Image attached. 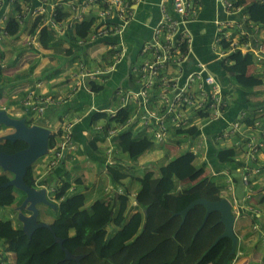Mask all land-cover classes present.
I'll use <instances>...</instances> for the list:
<instances>
[{
  "label": "trees",
  "instance_id": "1",
  "mask_svg": "<svg viewBox=\"0 0 264 264\" xmlns=\"http://www.w3.org/2000/svg\"><path fill=\"white\" fill-rule=\"evenodd\" d=\"M70 1L68 0V4ZM230 1L233 3V9L243 8V3L240 0ZM62 4L64 3L59 1L56 6V18L59 22H66L65 20L69 16L63 11ZM245 8L244 12L248 18L246 23L249 26L244 27L250 32L257 30L259 34L261 31L263 33L264 1H251ZM21 10L20 1L8 3L7 19L3 23L9 36H17V39L23 30L28 36L39 30L38 40L41 47L52 49L55 57L58 54L76 55L73 62L82 57L74 49L80 39H88L94 27V17L83 18L81 21L75 22L72 28L67 29L64 36L70 45L66 48L61 44L65 40L58 39L54 27L39 28L41 16L36 18L28 16L25 22L20 24L17 14L21 13ZM31 20L33 23L29 29L27 24ZM233 29L227 28L226 31H233ZM233 34H235L234 31ZM22 44V51H27L28 46L24 42ZM230 45V40H220L219 46L223 50H228ZM184 48L186 46H183ZM110 51L112 56L116 52L113 49ZM39 54L40 51L33 58L35 61L30 66L29 71L22 72L13 79L4 74V68L0 63V98L3 97V90L10 81L15 83L21 80L29 81L33 78L36 74L34 69ZM111 62H114L113 57ZM263 63L264 60L258 61L253 53H243L238 49L229 53L223 60V66L233 77L236 86L249 92L264 86ZM250 66H258L257 72L250 73ZM78 68L79 64L76 65V69L70 75L74 84L73 74L82 71ZM58 73L59 71H53V69L48 71V68H45L40 77L50 78ZM133 77L135 78L136 75L133 74ZM84 79H87L91 91L99 92L104 89V85L97 83V80L90 81L85 77ZM74 84L72 91L76 93L83 85L76 86L75 84L76 87L74 88ZM125 93L123 91L121 97ZM18 103L19 100L17 99L16 104H12L18 105ZM121 106L122 103L115 108ZM258 107L262 108L264 113V101H249L250 109L255 110ZM136 109V104L130 102L118 110L114 117L108 111L95 112L91 117V126L98 122L102 123V121L105 123L101 131H96L98 135L92 140L91 145L93 143L96 145L97 140H104L103 136L108 127L124 126L128 117ZM47 112L45 116L37 118L39 119L38 122L35 121L36 117L32 112H24L23 116L26 117V123L29 126L45 124V118L48 119ZM205 115L204 112L200 113L201 117H205ZM248 123L252 124V121L249 120ZM4 128H6L5 125H0V151L15 153L27 147V143L22 140L13 142L3 139L1 132ZM175 131L173 136L181 134V132ZM196 131L197 127H192L184 133L193 136ZM135 132L132 128H126L112 137L113 147L127 153L133 160L150 150L155 144L153 133H148L146 129H143L141 130L143 135L137 136ZM61 133L62 130L50 135L49 148L55 145V138H60ZM213 141L217 143L215 139ZM94 144L92 145L93 148L97 149ZM227 144L222 142L221 146L219 145L215 149L217 163L233 164L235 162L236 147L225 146ZM166 155L169 157L168 161L158 167L157 172L145 170L141 175L136 176L138 183L137 207L130 206L129 189L125 183V180L134 172L130 163L128 165L117 163L106 166L113 184H124L127 194L118 197V203L115 198L107 201L98 198L90 206L86 204V196L83 192L71 190L73 183L69 173L66 172L57 177L55 182L50 185L47 179L49 175L38 181L33 163L27 168L24 180L30 187L37 188L41 185L51 187L48 197L53 200L57 207V217L49 223L50 228L39 227L31 236L24 232L22 225L16 227L10 219H0V249L3 252H13L14 259L11 264H223L231 251L232 240L228 237L221 238L210 248L216 238L224 231V224L220 222L221 214L218 211L211 212L204 226L198 231L206 214V207L198 204L191 208L183 223L179 212L193 200L199 198L210 201L220 200L223 197L221 191L225 187V183L218 176H203L207 162L203 165L195 163V154L190 150L179 151L173 156L167 152ZM8 173L0 166V208L15 203V191L17 190L22 193L19 204L26 197L24 191L15 186H3L11 179ZM261 188L264 189V186L262 185ZM261 202H264V195L258 199V203ZM131 208H135V210L130 214ZM22 212L25 211L22 210ZM38 221L43 222L39 217ZM144 224L146 225L144 226ZM54 234L58 240H55ZM59 239H62V243L59 242ZM66 251L72 256L82 257L79 261L67 258ZM234 256L235 254L229 257L228 264H231ZM1 260L3 264H7V258Z\"/></svg>",
  "mask_w": 264,
  "mask_h": 264
},
{
  "label": "crops",
  "instance_id": "2",
  "mask_svg": "<svg viewBox=\"0 0 264 264\" xmlns=\"http://www.w3.org/2000/svg\"><path fill=\"white\" fill-rule=\"evenodd\" d=\"M162 1L140 0L134 5V18L126 23L122 33L103 35L94 42L78 43L74 51L79 52L82 57L76 62H73L76 55L58 54L55 57L52 49L42 48L39 54L40 63L38 62L39 65L34 69L36 74L31 78L30 85H28V80H21L15 83L10 81L5 87L3 97L0 99V108L13 105L12 103L16 104V100L23 96L24 89L38 84L40 85V92L64 100L62 104L56 105L59 107H50L47 110L48 119L45 118V124L38 125L50 128L51 131L53 130L52 133H58L61 132L65 124L71 123L73 132L71 144L73 146L66 153L64 161L55 167L50 168L47 164L48 168L42 169L41 164H36L34 170L38 181L49 175L47 179L52 185L57 177L67 172L71 176L72 189L85 194L87 205H92L93 201L98 198L106 201L115 198L118 203L116 184H113L110 179L105 165L108 141L97 140L96 145L93 143L95 147L97 146V149L93 148V144L91 145L92 140L98 134L93 125L91 126V117L100 110L101 112L108 111L110 113L111 110H116L115 107L122 103L123 91L127 92L137 88L136 77L134 78L133 74L131 76L130 69L133 66L140 65L144 60V57L140 54V49L147 40H150L154 26L161 18L160 3ZM240 1L243 3L241 11L229 15L222 6L221 0H200V8L196 18L186 26L191 36V43L189 55L184 61V75L181 77V82H184L186 74L196 68L198 61L206 63L207 71L215 76L223 91L233 97V104L226 111L225 117L210 122L196 119L195 124L198 129L193 136H188L186 133L173 136L176 131L171 130L166 142H155L149 151L140 155L136 160H129L128 154L123 152L118 156L121 160L124 158V165L129 163L132 165L135 175L137 172L140 173L138 175H141L147 169V164L158 163L159 161H161V164L158 167L165 164L169 159L166 155L167 152L170 156H173L179 151L194 149L197 154L195 163L203 165L207 162L203 176L221 177L225 183L221 195L232 201L233 213L236 216L234 228L239 238L235 251L236 261H238V264H264V202L258 203V196L262 197L264 195V189L261 188L262 185L264 186V152L260 157L262 172L253 175L251 188L256 189V191L252 193L250 198L241 176V170L245 167V163L243 161H237L233 164L217 163L215 149L219 144L212 141V138L228 122L239 116L242 111L250 113L249 101H264V99L258 97L261 87L249 92L236 86L233 77L223 66L224 59L220 58L218 53L220 50L217 48L219 24L229 18H240L246 9V5L252 0ZM31 2L33 5L40 3L39 0H31ZM61 2L64 3L62 4L64 10H62L69 16L65 20L66 23H68V19L69 22H74L68 0H62ZM166 3L171 7V0H166ZM98 9L99 6L91 5L84 16L76 22L81 21L83 18L94 17V27L101 25L102 21L98 16ZM32 23L31 20L27 24L29 28ZM24 35H27V33L23 30L17 39H15L17 36L5 38L0 42V52H5L6 44L16 46L15 43H17L22 47V42L25 40ZM64 35L57 33L58 39L65 40L61 42L62 46L68 48L70 44ZM113 45H117V47L112 48ZM112 49L116 51L113 56L110 51ZM116 53L120 58L112 63V57L115 61ZM18 56L19 53L12 54L7 62L11 63ZM80 61L85 62L91 70L102 69L107 71V74L101 76V82H97L104 85L103 90L99 92L91 91L88 87V81L85 79L86 85L73 93L74 83L70 75ZM0 62L4 67V74L10 79L22 73L20 70L7 69L2 63V54H0ZM252 67L257 68L258 66H250L249 72H251ZM45 68H48V71H52V69L53 71H59V73L50 78H41L37 73L40 72L41 74ZM33 83L34 85H32ZM102 123L104 124L105 121H102ZM135 133L137 136L143 135L140 130ZM241 154V151L237 152V157L242 160ZM133 173L125 180L129 189L128 195L131 194L129 196L136 195L133 190L136 191L138 187L137 183H132V180L136 181ZM40 187H46L47 191L51 189L46 185ZM240 188H242V195L238 194ZM130 200V206L137 207L136 201L133 202L134 197H130ZM253 206H257L260 212H254L252 210ZM54 208L57 209V207ZM247 208H249L248 211Z\"/></svg>",
  "mask_w": 264,
  "mask_h": 264
},
{
  "label": "built area",
  "instance_id": "3",
  "mask_svg": "<svg viewBox=\"0 0 264 264\" xmlns=\"http://www.w3.org/2000/svg\"><path fill=\"white\" fill-rule=\"evenodd\" d=\"M15 1L0 0V42L9 37L3 22L7 19L8 3ZM17 1L21 2L22 9V12L17 14L20 24H23L28 16L33 18L41 16L39 28L54 27L58 34H66L67 29L72 28L91 5L99 6L98 16L102 24L93 28L87 40H79L80 44H85L94 42L103 35L122 33L126 23L134 18L133 7L139 0H71L69 5L74 22L68 23L59 22L56 18V6L62 0H39L38 5H33L31 0ZM221 2L226 12H235L230 0H221ZM199 8L200 0H171V7L166 0L160 3L161 18L154 26L150 40H147L140 50L144 60L140 65L133 67L137 89L125 93L122 97V106L111 110V116L114 117L118 110L130 102L136 104L137 109L128 117L124 126L108 127L105 130L107 139H112L126 128H140L153 133L157 142H164L171 130H186L192 127L193 118L200 119L201 112L206 113L203 118L209 120L225 117L224 113L232 103L231 95L224 92L215 76L207 71L206 63L198 61L196 68L186 74L184 82H181V77L184 75V61L189 55L191 43V36L186 26L195 19ZM246 19V16L242 15L238 20L228 19L220 23L221 35L217 43H220L221 39H227L231 41V45L228 50L220 49L219 51L223 53L219 57H224L238 49L243 53H253L258 61L264 60V34L260 36L262 31L259 34L257 30L254 32L247 30L244 27L249 26ZM227 28H235V34L231 30L226 31ZM38 32L27 36L24 40V44L28 46L25 53L29 58H35L37 52L42 50ZM183 46L186 48L183 49ZM111 47L116 48L117 45ZM78 69L82 71L74 73L72 77L76 86L84 85V77L98 80L100 75L107 74V71L89 69L84 62L79 63ZM262 71L264 74V63ZM39 88L38 84L36 87L26 89V94L21 100L23 113L32 112L37 117H42L49 107L63 103V99L44 95ZM10 110L15 111L16 107H11ZM255 111L257 115L253 117L252 124L247 121V113L242 111L240 116L228 122L216 137L217 141L231 143L244 155L242 160L245 167L241 170V176L250 198L252 177L261 172L259 160L264 150V113L260 107ZM101 128L103 129V124L97 126L100 131ZM71 137L72 125L66 124L63 127L61 140L50 149L51 166L57 165L62 160ZM192 151L196 152L194 149ZM107 152L109 164H114L117 155L121 153L112 145ZM236 161L241 159L236 157ZM115 189L120 195L125 193L124 184H116ZM252 210L259 212L256 208ZM11 257V252H3L0 249V264H3L2 258H7V264H11L13 262Z\"/></svg>",
  "mask_w": 264,
  "mask_h": 264
},
{
  "label": "water",
  "instance_id": "4",
  "mask_svg": "<svg viewBox=\"0 0 264 264\" xmlns=\"http://www.w3.org/2000/svg\"><path fill=\"white\" fill-rule=\"evenodd\" d=\"M1 124L14 129L13 132L3 135V139L13 142L22 140L27 143L26 148L15 153L0 151V166L5 171H9L14 175L13 178L4 183L3 186H15L23 190L26 194V197L19 209L22 210L26 207L32 212V214L27 215L23 212H20L19 217L23 223L22 228L24 232L28 236H31L33 232L39 227L46 226L50 228L49 223L38 221L39 211L36 205L38 203H45L52 207H56L55 203L49 199L47 195V189L45 187L40 189L30 187L24 180L27 168L32 165L39 157L47 153L51 130L47 127L36 124L29 126L26 123V118L11 117L5 109H0V125ZM134 198L136 203H138L137 197L135 196ZM198 204L204 205L206 207V214L200 227L198 228V231L204 226L211 212L218 211L221 214L220 222L224 224V231L216 238L210 248H212L221 238H230L232 240V248L223 262V264H228L229 257L235 253L239 240L234 228L236 217L232 210V204L226 197L221 198L218 201H210L205 198L193 200L191 203H189V205L179 212V214L182 216V223L185 221L189 210ZM145 225L146 224H144V226ZM54 236L55 240H58V237L55 234ZM59 242L62 243V239H59ZM66 257L79 261L82 256H72L66 251Z\"/></svg>",
  "mask_w": 264,
  "mask_h": 264
},
{
  "label": "rangeland",
  "instance_id": "5",
  "mask_svg": "<svg viewBox=\"0 0 264 264\" xmlns=\"http://www.w3.org/2000/svg\"><path fill=\"white\" fill-rule=\"evenodd\" d=\"M30 29V28H29ZM264 34L261 33L260 36H262ZM28 35H24V38H26ZM16 39V38H15ZM14 39V40H15ZM13 41V40H12ZM16 46H14L13 44H10V45H5V52L1 53L2 54V63H4V65L6 66L7 69H14V70H17V71H22V72H26V71H29L30 69V66L32 65V63L35 61L33 58H29V56L26 55L25 51L23 50L22 51V47L21 45L15 43ZM21 50V51H20ZM18 54L19 53V56L16 57L11 63H8V59L11 57L12 54ZM219 55L223 53V51H219L218 52ZM40 63V59H38L37 61V65H39ZM1 63V62H0ZM203 63V62H202ZM253 72H257V69L255 67H252V70L250 73H253ZM19 73V72H18ZM37 75H40V72L37 73ZM30 79V77H29ZM30 82L31 80L28 81V85H30ZM260 94H258V97H261V99H264V86L261 87L260 89ZM15 116V117H14ZM12 117L14 118H22L24 117L23 116V111L19 114L16 115H12ZM38 117L35 118V121L38 122L39 119H37ZM34 125V124H33ZM50 129V128H49ZM11 131H14L13 128H10V127H7V128H4L3 131L1 132V135H5V134H8L9 132ZM53 131V130H52ZM51 131V132H52ZM54 133V132H53ZM169 137V136H168ZM167 137V139H168ZM197 155V154H196ZM195 155V157H196ZM242 157H244L243 154H241ZM157 160V159H156ZM243 161V160H241ZM36 164H41L42 166V169H45V168H48L47 166V163H46V160H45V157H41L39 159H37L35 162H34V166ZM161 164V161H159L158 163H150V164H147V169L146 170H153L154 172H157L158 170V165ZM145 171V170H144ZM143 171V172H144ZM142 172V173H143ZM135 173H136V170H135ZM134 174V173H133ZM140 174V173H136L135 177ZM8 176L11 178L13 177V174L11 173H8ZM262 178H263V175H262ZM130 181V180H129ZM132 183L136 184L137 181H133L132 180ZM133 184V185H134ZM130 186H132V184H130ZM137 186H138V183H137ZM138 188V187H137ZM137 191V189H136ZM136 191L133 190V192L135 193ZM238 194L242 195V188H240V190L238 191ZM15 195H16V201L14 204H12L11 206H6V207H1L0 208V219H10L13 224L16 226V227H19L21 226L23 223L19 217V214L20 212H22V210L24 209H27V208H24L20 211V204L19 202L21 201L22 199V193L17 190L15 191ZM261 196H258V198H260ZM135 202V199L134 201ZM262 203V202H261ZM130 204H131V201H130ZM264 205V204H263ZM37 209L39 211L38 213V217L40 220H42L43 222L47 223L48 221H52L54 218L57 217V214H58V210L50 205H47L45 203H38L37 205ZM135 210V208H131V212L130 214ZM26 213H27V210H24ZM129 214V215H130ZM232 264L235 263V264H238V261H236V258L234 256V258L232 259Z\"/></svg>",
  "mask_w": 264,
  "mask_h": 264
},
{
  "label": "clouds",
  "instance_id": "6",
  "mask_svg": "<svg viewBox=\"0 0 264 264\" xmlns=\"http://www.w3.org/2000/svg\"><path fill=\"white\" fill-rule=\"evenodd\" d=\"M140 1V0H139ZM138 1V2H139ZM252 1H254V0H252ZM138 2H136L135 3V5L138 3ZM133 10H134V12H135V9H134V7H133ZM226 11V10H225ZM239 11H241V7L240 8H238L237 9V11L235 10V12H232L233 14H235V13H237V12H239ZM228 13V12H227ZM232 13H228L229 15L230 14H232ZM242 15H245L246 16V18H247V15H246V13L244 12ZM241 15V16H242ZM241 18V17H240ZM240 18H238V19H240ZM229 19H231V18H229ZM238 19H236V20H238ZM248 19V18H247ZM246 19V20H247ZM194 20V19H193ZM192 20V21H193ZM228 20V19H227ZM231 20H235V19H231ZM220 25V24H219ZM233 31H234V33L236 32V30H235V28L233 29ZM219 35H221V33H220V31H219ZM217 48H219V49H222L220 46H219V42L217 43ZM141 50V49H140ZM116 55H117V53H116ZM228 55V54H227ZM227 55H224V57H220V58H223V59H225L226 57H227ZM119 59V56L117 55L116 57H115V61H114V63L117 61ZM80 62H83V61H80ZM79 62V63H80ZM85 63V62H84ZM86 64V63H85ZM3 67V66H2ZM134 67V66H133ZM133 67H131V69H130V73H132V74H134L133 73ZM4 68V67H3ZM96 70H101V71H103L102 69H96ZM100 77H101V75L99 76V79L97 80V81H100L101 82V79H100ZM102 78V77H101ZM90 81H92V80H90ZM34 87H36V86H34ZM28 88H31V87H28ZM28 88H26V89H28ZM33 88V87H32ZM26 89H24V94H23V96L21 97V98H19L18 100H19V103H18V105H15V104H13V105H10V106H5V107H1L0 109H5L7 112H8V114L12 117V115H16L17 116V114L18 113H21L22 112V106H21V100H22V98L24 97V95L26 94ZM40 89V88H39ZM137 89V88H136ZM40 91V90H39ZM42 93V92H41ZM44 95H48V94H45V93H43ZM229 94V93H228ZM231 95V94H230ZM51 96H53V95H51ZM53 97H55V96H53ZM2 98V97H1ZM0 98V99H1ZM55 98H57V97H55ZM231 99H232V103H231V105H230V107L232 106V104H233V97H232V95H231ZM11 107H16V110L15 111H11L10 110V108ZM51 107H55V106H51ZM230 107L227 109V110H229L230 109ZM50 108V107H49ZM48 108V109H49ZM47 109V110H48ZM226 110V111H227ZM226 111H225V113H224V116L226 115ZM250 111V110H249ZM244 112H246L247 113V121H249V120H251L252 121V119H253V117H255L256 115H257V112L255 111V110H252L251 109V111H250V113L248 114V112L247 111H244ZM24 114V113H23ZM46 114V113H45ZM44 114V115H45ZM241 114V113H240ZM240 114H239V116H240ZM199 115H200V113H199ZM35 117H37L36 115H34ZM239 116H237V117H239ZM15 117V116H14ZM24 118H26V117H24ZM221 118H224V117H221ZM196 119H199V118H196V117H194L193 118V126L192 127H196V124H195V120ZM200 119H202V120H204L205 122H210L211 120H214V119H211V120H209V119H205V118H203V117H200ZM218 119V118H217ZM68 124H71V123H68ZM99 124H103V123H97L96 125H94L93 124V128H94V130L95 131H100V130H98L97 129V126L99 125ZM2 125V124H1ZM33 125V124H32ZM36 125H38V124H36ZM66 125V124H65ZM64 125V126H65ZM72 125V124H71ZM6 126V125H5ZM42 126V125H41ZM63 126V127H64ZM7 127H9V126H6V128ZM45 127V126H44ZM192 127H190V128H192ZM10 128H12V127H10ZM132 129H134L135 131H137V130H143V129H139V128H137V129H135V128H132ZM189 129V128H188ZM198 129V128H197ZM187 130V129H186ZM186 130H178V132H181L182 134H184V131H186ZM11 132H13V131H11ZM11 132H9V133H11ZM148 133H150L149 131H148ZM51 134H53L52 132H51ZM62 134H63V128H62V133H61V136H62ZM72 134H73V132H72ZM170 134V133H169ZM6 135V134H5ZM218 135V134H217ZM217 135L213 138V139H215L216 141H217V139H216V137H217ZM3 135H1V137H2ZM104 137V140H106V141H108V143H107V145H106V161H105V165L106 166H110V165H115V164H117V163H122L123 165L125 164V161H124V158H123V160H121V158L118 156L117 157V160H116V162L114 163V164H109V163H107V160H108V152H107V150L109 149V147H110V145H112V146H114V144H113V142H112V139H107L106 138V136L104 135L103 136ZM154 137V136H153ZM61 140V137L59 138V137H56L55 138V145H56V143H58L59 141ZM71 140H72V137H71ZM71 140H70V143H69V147H68V149L65 151V154H64V157L62 158V160L58 163V164H60V163H62L63 161H64V159H65V156H66V153L68 152V150L69 149H71L72 148V144H71ZM155 140V139H154ZM167 141V140H166ZM166 141H164V142H166ZM213 141V140H212ZM155 142H157L156 140H155ZM214 142V141H213ZM158 143H161V142H158ZM221 143L222 142H220V141H217V144H219L220 146H221ZM54 145V146H55ZM53 146V147H54ZM225 146H232V144L231 143H228L227 145H225ZM116 148V147H115ZM50 149L51 148H49L48 147V151H47V153H45L43 156H41V157H45V160H46V162H47V164H48V166L50 167V168H52V167H55V166H57V165H54V166H51L50 165V162H49V159H50ZM117 149V148H116ZM149 151V150H148ZM190 151H192V149L190 150ZM239 151H241L240 149L238 150L237 148H236V156H235V162H237L236 161V157H237V152H239ZM193 152V151H192ZM263 152H264V150H263ZM263 152H262V154H263ZM146 153V152H145ZM194 153V152H193ZM195 155H196V152L194 153ZM261 154V155H262ZM261 155H260V157H261ZM129 156V155H128ZM41 157H39V158H41ZM38 158V159H39ZM132 160V158L129 156V160ZM259 163H260V160H259ZM127 165V164H126ZM131 165V164H130ZM260 165H261V163H260ZM6 172H9V171H6ZM9 173H11V172H9ZM261 173V172H260ZM259 173V174H260ZM11 174H13V173H11ZM14 176V175H13ZM11 178H13V177H11ZM252 179H253V177H252ZM40 188H42V187H37V189H40ZM46 188V187H45ZM47 189V188H46ZM71 190H73L72 188H71ZM254 191H256V189L255 190H252V192H251V197H252V193L254 192ZM48 192L49 191H47V195H48ZM127 194V192H125L124 194H122V195H120V194H118L117 193V197H120V196H124V195H126ZM129 195H131V194H129ZM136 195H132L131 196V198L132 197H135ZM130 197V196H129ZM222 198H224V196L222 197ZM227 198V197H226ZM135 199V198H134ZM51 201H53V200H51ZM136 201V200H135ZM23 202V201H22ZM230 202H231V204H232V201L230 200ZM22 204V203H21ZM20 204V205H21ZM138 204V203H137ZM19 205V206H20ZM26 208V207H25ZM254 208H256V209H258L259 210V212H260V209L259 208H257V207H254ZM24 209V208H23ZM24 210H27V213L26 212H24V214H27V215H31L32 214V212L30 211V210H28V209H24ZM232 210H233V208H232ZM21 211V210H20ZM28 211H30V212H28ZM235 215V214H234ZM236 217V216H235ZM22 227H23V224H22ZM259 229V228H258ZM12 253V259H14V256H13V252H11ZM235 254V253H234ZM233 254V255H234ZM232 264V263H231Z\"/></svg>",
  "mask_w": 264,
  "mask_h": 264
}]
</instances>
